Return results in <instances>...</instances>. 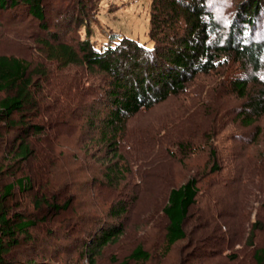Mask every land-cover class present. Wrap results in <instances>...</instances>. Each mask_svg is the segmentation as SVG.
<instances>
[{"label":"trees","instance_id":"1","mask_svg":"<svg viewBox=\"0 0 264 264\" xmlns=\"http://www.w3.org/2000/svg\"><path fill=\"white\" fill-rule=\"evenodd\" d=\"M95 1L52 0L49 7L59 18L56 27L60 31L50 32L49 38L37 39L36 44L45 63H33L0 52V264H39L34 257H27L28 252L34 254L36 249L48 243H52L54 252L62 249L63 253L74 245L79 256L88 259L90 264H97L104 249L116 244L125 233L126 223L116 220L125 217L131 203L119 199L118 195V198L108 201L110 207L107 214L99 217L92 215L95 213L90 207L78 210L79 196L70 191L73 186L68 181L63 185L57 184L61 155L51 145L45 149L39 143L41 141L46 147L49 142L58 145L59 124H63L69 114L80 113L90 123L95 119L92 115L94 109L86 108L90 106V101L84 99L85 96L91 97L90 92L79 89L78 80H71L65 75L67 68H84L88 81L94 74L106 77L100 85L104 93L97 97L100 101L104 94L108 96L107 103L101 101L106 108L99 121L103 125L101 141L116 160L111 163L113 158H110V164L103 173L105 181L98 183L103 186L106 183L113 191L119 190L128 171L120 163L123 157L118 153L117 138L125 131L129 118L185 90L186 84L197 74L209 73L217 65L225 63L228 55H235L254 70L249 79L232 84L241 98H247L243 110L237 113L235 119L246 126H254L264 114V82L258 79L259 73L264 71V46L262 42L253 43L243 39L242 25L235 24L228 37L224 38L222 26L210 10L207 0H150L151 46L129 36L116 37L114 44L103 48L91 42L89 37L77 41V44L68 42L67 37L74 33V29L88 27L86 20L91 21L96 11ZM45 2L0 0V12H8L7 21L25 22L32 17L42 30L50 31L51 21L47 18ZM263 4L264 0L243 2L240 24L254 25ZM249 81L256 86L253 91L248 87ZM92 126L96 127L95 122ZM257 132L252 136H260L263 130ZM178 149V153L184 156L196 151L185 142L180 143ZM257 152L253 156L249 176L253 184L264 191V148ZM209 154L210 180L204 189L196 175L190 176L179 186H171L162 209L165 221L162 220L157 227L163 238V255L190 238L187 225L191 213L203 207L202 199L205 196L206 200L212 199L214 189L221 187L217 181L223 172L221 159L214 147ZM34 165L42 169L43 183L38 188L32 175ZM7 174L13 177L4 179ZM42 189L46 190V195L40 193ZM33 192L31 203L34 210L29 213L28 210L19 209V198L22 199L19 196ZM207 209H203L201 218H207L204 211ZM214 210L215 225L225 226L219 209L216 207ZM51 218L55 220L49 224ZM41 227L44 228L42 231ZM257 232L264 233V219L256 220L251 225L248 234L251 245ZM60 237L71 238L72 244L62 243ZM209 239L207 237L203 242ZM24 244H28L30 249L26 250ZM214 244L220 243H206V248ZM211 251L209 255H212ZM253 251L254 263L264 264V248L258 247ZM152 257L151 251L140 242L133 247L123 264H143Z\"/></svg>","mask_w":264,"mask_h":264},{"label":"rangeland","instance_id":"2","mask_svg":"<svg viewBox=\"0 0 264 264\" xmlns=\"http://www.w3.org/2000/svg\"><path fill=\"white\" fill-rule=\"evenodd\" d=\"M245 1L207 0V4L221 24L224 38L237 24L243 26V39L253 43L262 42L264 46V4L254 25L244 22L240 24L239 14ZM45 3L47 18L51 21L50 31L42 30L37 26L38 21L32 17L25 22L7 21L8 12H0V52L33 63L46 62L36 44L37 39L49 38L50 32L60 30L56 27L59 18L49 7L52 0H46ZM94 8L96 11L91 21L86 20L88 27L74 29V33L67 37L68 42L77 44V41L89 37L91 42L103 48L110 43L114 44L116 37L129 36L148 46L152 45L149 37L150 0H96ZM227 58L225 63L217 65L209 73L197 74L186 84L185 90L129 118L125 131L117 138L118 153L123 157L120 163L128 171L119 190L115 191L106 183L105 186L98 183L105 181L103 173L110 164V158H113L111 150L101 141L103 125L99 122L106 111L101 101L107 103L108 96L104 94L102 100L97 99L101 92L104 93L100 85L106 77L94 74V77H89L90 82L87 80V72L80 66H72L64 71L71 80H78L79 89L90 92L91 97L85 96L84 99L91 103L86 108L94 109L92 115L96 127L86 117L82 118L80 113L74 116L69 114L63 124H59L58 145L49 142L46 147L39 142L45 149L51 145L61 155L57 184L63 185L68 181L73 186L71 193L79 196L76 205L78 210L90 207L95 217L107 214L110 207L108 201L118 198V195L119 199L131 203L125 217L116 220L126 223L125 233L116 244L104 249L97 264H123L133 247L140 242L153 254L152 259L143 264H255L253 250L264 248V233L257 232L252 245L248 234L254 221L264 219V191L253 184L249 171L253 156L264 148V114L254 126H246L241 120L235 119L237 113L243 110L247 98H241L232 84L249 79L254 70L233 54ZM262 59L264 61V51ZM259 78L261 83L264 82V71L259 73ZM248 87L251 91L256 89L252 81H249ZM108 103L110 105V99ZM256 131L261 135L253 137ZM182 142L189 143L196 150L194 154L184 156L178 153ZM212 147L217 150L223 165V172L217 177L218 186L221 187L219 190L214 189L212 199L206 200L205 196L202 199L203 207L191 213L187 225L190 238L177 244L169 254L163 255V238L157 227L162 220L165 221L162 209L171 186H179L190 176L196 175L201 179L200 186L204 189L210 180L209 152ZM115 160L114 157L111 163ZM41 171V168L34 165L32 175L37 188L43 183ZM9 174L4 179L10 180L13 177ZM214 177L216 175L212 179ZM34 193L20 195L23 201L19 198L21 204L18 208L32 212ZM40 193L47 194L43 189ZM208 207L211 209L208 210ZM216 207L223 215L221 219L225 226L215 225ZM205 208L207 218H201ZM54 220L51 218L49 224ZM43 229L41 227V231ZM207 237L211 239L203 242ZM59 241L69 246L72 244L71 238L60 237ZM227 241L229 243L225 244ZM209 242L220 244L206 248ZM23 246L26 250L30 249L28 244ZM36 250L34 254L28 252L27 257H34L39 264H90L88 259L79 256L74 245L65 253L62 249L54 252L52 243ZM210 251L212 255H209Z\"/></svg>","mask_w":264,"mask_h":264}]
</instances>
